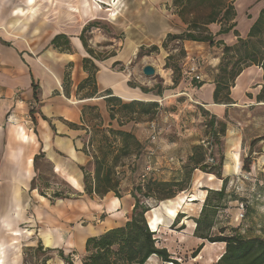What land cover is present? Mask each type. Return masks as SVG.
I'll return each instance as SVG.
<instances>
[{
	"label": "rangeland",
	"instance_id": "374dc122",
	"mask_svg": "<svg viewBox=\"0 0 264 264\" xmlns=\"http://www.w3.org/2000/svg\"><path fill=\"white\" fill-rule=\"evenodd\" d=\"M26 1L6 0L0 2V30L2 32V28L6 27L8 32L16 34V38L29 40L32 30L36 31V37H38L41 33L40 29L46 25L45 23L50 24L52 35L55 34L56 29L76 35L77 29L82 24H87L81 35L99 60H105L114 54L120 55L130 43L128 36L133 28L129 23L135 19L147 18L149 33L155 31V34H159L163 31L158 21L157 15L159 14L150 11L149 4L153 0H109L100 5L99 12H94L87 18H83L81 14L84 4L88 3L89 7L95 11L94 4L98 1L44 0L38 3L36 19L30 25L28 23L35 17L30 19L28 13L21 18L12 16L13 11L17 8L27 10L23 7L26 6ZM138 2H142L143 5L137 6ZM173 3L174 0L172 7ZM110 4L117 5L114 16L108 13ZM233 5L236 9V0ZM71 6L76 10L75 12H70L69 7ZM174 11L179 12L175 9ZM207 14V11L200 10L195 17L202 21ZM246 14L248 17L251 16L250 11H247ZM151 19L156 22L150 24ZM187 19L190 20L191 17L187 16ZM17 21L21 22L19 26L14 29L10 28ZM188 28L189 26L186 30ZM246 40L247 44H239L235 50L228 54H225L223 45L216 44L222 48L221 62L215 69L206 67V64L202 63L201 67L204 68L208 76L206 81L211 80L216 83L220 78H229L232 68L234 70L247 69L248 65L255 66L254 63L264 57V29L258 37ZM165 41L167 48L164 49V44H162L159 52H151L152 48L147 47L138 49L136 55L131 59V63L127 65L130 86L132 88L140 86L151 91L145 96L140 88H138L140 91L134 89L141 93L142 101L146 103L158 100L159 109L152 114L141 115L137 118V123L142 124L137 129V133L138 139L143 144V149L138 158L136 155L121 156L117 168V171L121 173L117 175V178L121 180V194L123 195L126 191L132 192L150 179L172 181L174 178H180V172L183 166L188 163L193 149L202 147L206 153L205 164H207L208 170H216L215 168L223 161V177L228 178L225 201L216 214L213 234L220 236L224 232L227 236L240 235L246 239L264 238V105H254L249 109L234 108L230 112L229 118L218 119V122L227 124L226 134L222 136L220 134L221 126L212 121L213 115L203 106L197 105L194 100L191 101L186 95L184 96L185 92H188L187 90L181 93L175 92L176 87L183 86L182 88H184L185 83H190L183 74L187 50L185 43L178 40ZM132 47L134 46L129 45L130 49ZM181 48L185 50L184 56L180 55ZM170 54H175L176 59L170 62L172 68H177L175 72L166 67ZM120 57L125 59L128 54L124 52ZM147 65L156 68V76L153 78L143 75L142 70ZM121 68L119 66L115 70H121ZM224 69H226V73H224ZM176 81L178 84L174 85ZM159 91L163 92V96L157 95ZM257 103L264 104V101ZM151 123L156 124L159 133L158 141L155 144L149 139ZM103 136L102 131L93 129L90 142L87 144L90 149L86 148V152L92 156H101L102 153H105L108 145L103 140ZM119 148L120 143L113 144L112 153L109 155L110 162ZM152 153L155 156L149 155ZM172 156L178 158L179 164L177 161L175 164L171 163ZM209 157L215 159L213 164L207 163ZM94 162L93 157L92 164L86 167L91 180L93 179ZM167 162L170 166H166ZM147 167H151L152 172L144 182L142 175L147 172ZM229 168L232 170L230 171ZM126 172L129 173L128 176L125 175ZM35 174V185L49 197L43 201L39 190L34 192L29 189L23 192L27 207L25 215L22 208H19L14 210L12 219L15 220V225L20 224L17 222V218L21 217L23 220L26 216L24 219L26 221L17 226L15 240L10 237L11 234H8L9 238L4 240L3 225L0 231L2 233L0 243L5 242L7 245L4 248L8 255L6 264H13L15 257L18 258V264H66L62 260L60 252L64 253V256L72 264H81L88 255L85 243L89 238L105 233L110 230L108 229L110 227H121L130 220L131 213L118 216L112 210L106 212L105 205L108 202L106 200L113 197L115 193L111 192L106 197L94 196L90 198L85 192L82 194L76 192L62 176L53 172V165L46 158L39 159L35 166ZM221 185L222 181L214 175L197 170L192 176L191 187L181 193L187 194V198L197 195V199L195 202L183 205L180 214H184L186 218L181 220L176 218L177 215L173 220L168 218L162 210L160 202L156 204L150 199H143V202L152 206L151 212L146 215L148 223L151 215H159L165 220L164 225L156 231L157 246L166 248L173 260H177L179 264H216L218 256L223 254L225 248L222 246L206 244L205 249L195 258L194 255L201 244L193 233L196 219L199 218L204 207L205 202L201 201L202 197L207 196V189L220 191ZM54 192L63 193L70 200L54 199ZM212 200L211 206L215 207L217 200L214 197ZM240 203L248 205L246 217L243 220H240L238 216ZM18 213L20 216H17ZM1 218L0 211V221ZM5 219L6 217L3 218V224ZM178 220L181 222L178 223ZM181 226H185V229L182 230ZM46 231H59L64 235L65 241L60 248L45 247L41 233ZM40 243L43 248L38 249ZM147 264L167 263L153 257Z\"/></svg>",
	"mask_w": 264,
	"mask_h": 264
},
{
	"label": "crops",
	"instance_id": "0c3cea01",
	"mask_svg": "<svg viewBox=\"0 0 264 264\" xmlns=\"http://www.w3.org/2000/svg\"><path fill=\"white\" fill-rule=\"evenodd\" d=\"M43 1L35 0L32 4L30 0H27L26 6L23 7L37 14L38 2ZM172 1L153 0L149 4L150 11L159 14L158 21L163 29L161 33L155 34V31L149 33L145 17L129 23L133 28L128 36L130 43L120 55L128 51L129 45H133L137 50L143 47L152 48V46L160 48L169 34L180 35L187 31L188 26L178 15L179 12L174 11L177 9H173ZM142 5V2L137 4L139 7ZM236 9L235 22L238 26L231 33L218 35L222 29L219 23L208 26L215 40L222 41L228 47L238 45V38L247 39L254 23L264 10V0H236ZM247 11H250L251 16H247ZM35 19L36 17L28 24H32ZM153 22L156 21L152 20L150 24ZM45 24L40 29L41 33L38 37H36V31L32 30L29 40L16 38V34L8 32L6 27L2 28L3 32L0 30V211L2 214L0 231L3 225L4 240L9 238L8 234H11L10 237L15 240L17 226L26 221L24 220L26 216L23 220L21 217L17 218L20 224L15 225L12 216L14 210L19 208H22L25 215L27 207L23 192L29 189L37 191L32 188L36 180V156L43 154L44 158L52 163L53 172L62 176L72 189L82 194L85 192L82 189L85 177L81 168L91 165L94 157L85 152L86 148L90 149L87 144L90 142L93 129L124 130L133 133L138 139L137 129L142 126L135 121L123 120L120 115L112 119V111L106 100V91L113 92V97L127 104L143 100L138 87L132 88L129 84L127 65L131 63L135 55L123 59L120 55L114 54L105 60L97 61L88 55L80 40L87 24H82L77 29L76 35L57 29L52 35L50 24ZM236 30L239 32V37L235 34ZM58 34L70 37L73 53H61L51 46V41ZM185 49L186 57H197L206 64V67L212 69L221 62L223 54L221 47L211 46L209 43L185 42ZM89 58L99 68L96 74L98 94L94 97L91 95L93 86L79 90V86L89 78L84 70V59ZM119 66L122 67L121 70H115ZM201 71L205 77L201 88L185 83L184 88L178 86L174 90L180 93L187 90L186 93L194 102L203 106L217 120L229 118L234 108L249 109L254 105H264L257 103L263 102L258 98L264 92V71L260 67H248L235 80L231 89V105L214 103L216 85L211 80L206 81L208 76L204 68ZM35 92L38 94V101ZM152 124L154 123L149 125V136ZM27 135L28 140L25 139ZM92 147L94 148V145ZM170 161L175 164L179 160L172 156ZM166 166H170L168 162ZM128 172L126 176L129 175ZM131 193L126 191L122 199L114 195L106 200L108 201L105 205L106 212L112 210L118 216L132 214L136 203ZM41 199L46 200L42 196ZM17 216H20L19 213ZM111 228L114 227L108 229ZM1 235L0 232V237ZM41 238L45 247L54 249L60 248L65 241L64 235L59 231L42 232ZM47 238L51 241L50 244L46 243ZM198 241L200 244L203 243L201 240ZM5 245V242L0 243V264H6L8 258L4 249ZM216 245L225 247L223 243ZM221 257L222 254L218 256V260ZM13 264H18V258L15 257Z\"/></svg>",
	"mask_w": 264,
	"mask_h": 264
},
{
	"label": "trees",
	"instance_id": "16d2710c",
	"mask_svg": "<svg viewBox=\"0 0 264 264\" xmlns=\"http://www.w3.org/2000/svg\"><path fill=\"white\" fill-rule=\"evenodd\" d=\"M233 2H235V0H174L173 7L179 11V16L186 22L189 28L186 32L179 36L169 34L166 40H178L183 44L185 42H196L209 43L211 46H216V44L224 45L225 54L235 50L239 44H247V40L238 38V45L228 47L222 41H216L215 37L211 34L208 28L209 25L219 23L222 25V29L218 35H223L231 33V31L238 26L236 22H233L237 17V10L234 8ZM200 10L208 12L202 21L195 17L197 12ZM187 16L191 17V19L188 20ZM263 29L264 10H262L259 18L254 23L247 39L258 37L262 33ZM235 34L239 37V32L237 30L235 31ZM80 40L88 55L97 61H102L95 57L94 52L90 49V46L83 38V35L80 36ZM51 46L56 51L58 50L61 53H73L71 39L65 34L56 35V37L51 41ZM163 48H167L166 43H164ZM159 50V47L154 46L152 47L151 52H159ZM184 54L185 50L184 48H181L180 55L184 56ZM167 59L168 64L166 67L168 69L171 68L175 72L177 68H172L170 64L171 61L176 59L175 54H170ZM254 64L264 71V57L256 61ZM250 66L252 65H248V67ZM84 70L88 74L89 78L84 82V84L79 86V90L93 86L91 95L94 97L98 94L96 74L99 71V68L95 62L89 58L84 59ZM244 70L245 69L241 68L234 70V68H232L229 78H220V80H217L215 83L216 91L214 94V103L216 105L232 104L231 89L235 80L243 73ZM223 71L224 73L227 72L226 69ZM203 83H195V85L198 88H201ZM177 84V81L174 82V85ZM137 87L145 94L151 93V91L143 87ZM106 92V100L112 111V119H115L116 115H120L123 120L128 119L129 121L131 120L137 122L138 116L149 115L159 109L158 103L155 101L150 103H146L144 101H134L127 104L123 103L120 99L113 97V92ZM35 95L36 100L38 101V94L36 92ZM157 95L163 96V92L159 91ZM258 100L264 101V93L259 96ZM212 121H214V124L217 122V124L221 126L220 134L224 136L226 134L227 124L220 121L218 122L215 116H213ZM102 133H104L103 140L106 142V145H108L106 152L102 153L101 156H94L95 167L92 180L90 173L86 171V168H81L85 177L83 189L90 198H93L94 196L106 197L109 193L113 192L115 193L116 198L122 199L123 195L120 192L121 180L117 178V175L121 174L117 171L121 156L136 155L138 158L143 149V144L133 133H129L124 130L120 131L110 128L102 130ZM117 143H120V148L110 162L109 155L112 153L111 150L113 144ZM192 153L193 154L188 159V163L183 166L182 171L180 172V178H174L172 181L150 179L145 182L149 175L146 176V172L142 175V179L146 184L138 186L131 193L136 204L130 216V220H128L126 224L121 227L112 228L105 233L89 238L85 244V250L88 255L84 258L82 264H147V262L153 257L160 259L162 262L167 264H179L177 260H173L171 254L166 248L157 246V240L155 238L156 232L150 228L146 218V215L151 212L152 206L147 202H143V199H150L156 204L158 202L162 203V201L172 200L191 187L192 176L197 170L214 175L218 180L222 181L223 185L220 191L207 189L204 207L201 210L199 218L196 219V226L193 232L194 237L201 240L203 243L199 246L194 257L196 258L199 256V254L204 250L203 248L206 243H223L225 245V251L216 264H264V238L254 237L246 239L240 235L227 236L224 232H222L220 236H215L213 234L212 230L214 229V221L217 217L216 214L219 211L221 204L225 201L224 199L227 192L228 178L223 177V161H221L219 166L215 168L216 170L209 171L207 164H205L206 153L204 152V148L195 147ZM40 158H44V155L41 154L40 156L35 157V166ZM35 182L36 180H34L32 188L33 190H39L35 185ZM40 195L43 198L49 197L47 193L42 191H40ZM213 197L217 200V205L215 207L211 206ZM53 198L59 200H70L69 197L64 196L63 193L60 192H54ZM176 218L181 220L186 217L184 214H179ZM180 220H178V223L181 222ZM181 229H185V226H181ZM40 248H43L41 243L38 246V249ZM31 250H34V248H31ZM60 253L62 260L66 264H72L64 256V253Z\"/></svg>",
	"mask_w": 264,
	"mask_h": 264
},
{
	"label": "bare ground",
	"instance_id": "6f19581e",
	"mask_svg": "<svg viewBox=\"0 0 264 264\" xmlns=\"http://www.w3.org/2000/svg\"><path fill=\"white\" fill-rule=\"evenodd\" d=\"M93 1H95V0H93ZM96 1H98V3H95L94 2L95 3L94 5L96 7L95 11L92 9V7H89V4L88 3H85L84 4L83 9L81 10V14H82L83 18H87V17L91 16L92 14H94V12L95 13L96 12H99L100 9H101L100 5L103 4V2L104 3L108 2L109 0H101V1L96 0ZM30 3L34 4L35 3V0H30ZM116 6L113 5V4H110V9L108 10V13H111L112 16H114V14H116V8H115ZM69 10H70V12H75L76 11L72 6L69 7ZM27 13L30 15V17H29L30 19L36 16L35 11H30L29 9L26 10L24 8L23 9H21V8L15 9L13 11L12 16L13 17H19V18H21V17L26 16ZM18 22L19 21H17L13 25H11L10 28L14 29L17 26H19V24L21 22L20 23H18ZM136 50H137V48H135V47H132L131 49L129 48L128 51L126 52V54H128V56L136 55V53H137ZM25 139L28 140V135L25 136ZM263 161H264V158H263ZM229 170L231 171L232 168H229ZM186 195L180 194L179 196L173 198L172 200L162 201V203H161L162 210H164L165 215L168 218H170L171 220H173L176 215L178 216L180 214V210L182 209L183 205L189 204V202H195L196 199H197V195H191V196H189V198H187ZM205 197L206 196H203L202 199H201V201L203 203L205 202L204 201L205 200ZM164 223H165V220L161 216H159V215H151L149 217V225H150V228L153 231H158L159 228H160V226H163ZM46 243L47 244H50L51 241L47 238Z\"/></svg>",
	"mask_w": 264,
	"mask_h": 264
},
{
	"label": "built area",
	"instance_id": "2783aa9c",
	"mask_svg": "<svg viewBox=\"0 0 264 264\" xmlns=\"http://www.w3.org/2000/svg\"><path fill=\"white\" fill-rule=\"evenodd\" d=\"M202 62L201 60H199V58L197 57H186L185 61H184V68H183V74L184 77L192 84L194 85L195 88H197V86L195 85V83L197 84H201L203 82H205V77L203 75V73H201L202 71ZM191 101H193V99L185 92V94ZM158 130L156 127V124H152L151 125V134L149 136L150 141L155 144L158 141ZM152 155V154H151ZM215 162V159L212 157H209L207 159V163L209 164H213ZM151 167H147L146 169V176H148L152 171H151ZM246 211H247V204L245 203H240L239 205V219L243 220L246 217Z\"/></svg>",
	"mask_w": 264,
	"mask_h": 264
},
{
	"label": "water",
	"instance_id": "95a60500",
	"mask_svg": "<svg viewBox=\"0 0 264 264\" xmlns=\"http://www.w3.org/2000/svg\"><path fill=\"white\" fill-rule=\"evenodd\" d=\"M143 75H145L148 78H153L154 76H156V68L152 67V66H145L142 70Z\"/></svg>",
	"mask_w": 264,
	"mask_h": 264
}]
</instances>
